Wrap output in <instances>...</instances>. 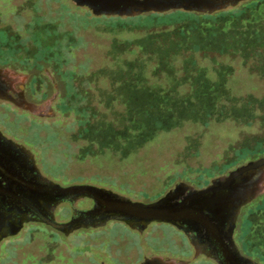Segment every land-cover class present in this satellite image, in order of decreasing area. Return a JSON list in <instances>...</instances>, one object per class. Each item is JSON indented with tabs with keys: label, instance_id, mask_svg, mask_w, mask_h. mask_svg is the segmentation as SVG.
I'll list each match as a JSON object with an SVG mask.
<instances>
[{
	"label": "rangeland",
	"instance_id": "374dc122",
	"mask_svg": "<svg viewBox=\"0 0 264 264\" xmlns=\"http://www.w3.org/2000/svg\"><path fill=\"white\" fill-rule=\"evenodd\" d=\"M212 16L174 17L158 27L156 19L96 16L72 0H0V65L29 76V99L54 100V115L42 118L0 101V127L29 144L47 177L93 182L134 199L163 194L179 181L206 184L264 155V0ZM103 107L115 122L106 121ZM169 108L175 127L156 134L155 127L168 124ZM194 126L217 130L203 136ZM128 127L142 130V137L126 134ZM240 222L243 248L264 263V193L243 206ZM36 229L29 225L2 242L0 264H39L36 249L64 264L102 257L124 264L132 239L140 254L185 250L164 224L153 223L141 235L117 222L110 230L64 239V252L50 249L53 241L42 242ZM105 233L129 239L100 257L95 238Z\"/></svg>",
	"mask_w": 264,
	"mask_h": 264
},
{
	"label": "flooded vegetation",
	"instance_id": "af4514ba",
	"mask_svg": "<svg viewBox=\"0 0 264 264\" xmlns=\"http://www.w3.org/2000/svg\"><path fill=\"white\" fill-rule=\"evenodd\" d=\"M241 2L243 1H240L237 5ZM237 5L230 6L236 7ZM215 12L195 13L214 14ZM0 69H10L18 73V76L2 80L0 84V101L14 105L22 112L36 118L46 116V112H49L50 108L53 110L54 100L51 99L50 107L39 113L18 106L17 101L21 97L36 105H43L48 100L37 102L29 99L28 94L30 91L28 88L30 87L28 81L30 78L27 74L3 65H0ZM55 88L57 89V87ZM261 157H264V155L248 160L246 163L234 167L227 174L217 176L206 184L194 186L191 183L179 181L163 194L153 195L151 198L134 199L130 196L131 194L126 193L124 190L107 188L93 182H60L47 177L39 167L35 153L29 144L16 139L0 127V247L2 242L18 236L29 225L35 226L36 230L43 235L42 242H46L47 239L53 241V243H49L51 244L50 249L62 252L61 243L64 242L63 240L70 239L75 234L98 233L102 230H110L113 224L119 222L124 224L133 234L143 235L145 232H149L150 225L155 223L170 226L174 232L178 233L180 236L179 242L183 244L185 252L181 251L180 255L170 254L165 256L153 254L150 251L140 254L138 249L140 245L137 244L135 239H132L129 247L131 250H127L128 252L124 253L122 259L124 264H145L148 260L156 258L174 260L176 261L175 264L178 263L177 261H181L182 264H191L200 258H204L206 264H223L221 262L226 257L233 264H264L243 248L242 240H246V234H242L244 229L243 224L240 222L243 206L262 194L237 209L232 201L229 202L232 197L230 194L234 193L236 186L246 182V175L238 176L229 185L222 187H217L214 183L217 179L228 176L230 172ZM78 185H90L104 189L114 195L112 196L114 199L118 197L121 200L126 199L145 204L169 197L174 206L183 208V211L176 219V224L153 221L146 226H141L135 222L133 223L134 220L131 224L115 216V212L112 211L113 203L104 198L103 195L93 197L67 192L59 188ZM207 189L211 190L206 193L202 192ZM240 191L239 188L236 193H240ZM227 195L226 200L228 202L224 200ZM220 198L223 200L222 203ZM95 239L100 240L94 246L95 251L102 257L115 244H117L116 246L121 243L127 244L129 238H123V235L120 234L117 237L107 239L105 233V235ZM105 240L109 242L108 245H105L108 249L101 245L102 243L105 244ZM35 254L37 258H40L39 264H64L52 260L50 254L45 255L38 249H36ZM102 258L100 260L94 259L90 264H110ZM81 260L82 258H80V262Z\"/></svg>",
	"mask_w": 264,
	"mask_h": 264
},
{
	"label": "water",
	"instance_id": "95a60500",
	"mask_svg": "<svg viewBox=\"0 0 264 264\" xmlns=\"http://www.w3.org/2000/svg\"><path fill=\"white\" fill-rule=\"evenodd\" d=\"M77 6L87 7L96 16H120V17H134L150 12L164 13L171 10H185L203 13H213L215 11L224 9L228 6H235L240 1L244 0H72ZM12 76H18L14 70L0 69V84L2 80L9 79ZM48 100L43 105H36L26 101L21 97L17 101V105L25 107L35 113L50 107ZM46 115L53 116L54 112L50 108ZM246 182L241 183L234 188V193L230 194L232 197L229 202L239 209L243 204L254 199L260 194L264 193V157L255 161H250L246 165L241 166L235 171L230 172V175L217 179L214 183L217 187L229 185L234 178L238 176H245ZM61 190L78 193L88 196H100L112 202V211L115 216L124 219L131 224L134 222L141 226H146L153 221H163L176 224V219L181 215L183 208L176 207L169 197H164L154 203L132 202L126 199H114L111 193L104 189H100L90 185H78L68 188L59 187ZM240 188V193H236ZM211 189L202 191L209 192ZM236 193V194H235ZM224 198V200H226ZM223 198V197H222ZM220 198L221 203L223 202ZM228 202V200H226ZM226 202V204H227ZM225 203V202H224ZM223 203V204H224ZM221 205V204H220ZM134 220V221H133ZM133 221V223H132ZM176 261L170 259L156 258L148 260L145 264H175ZM177 264H182L177 261ZM223 264H233L232 261L226 257L223 258Z\"/></svg>",
	"mask_w": 264,
	"mask_h": 264
},
{
	"label": "trees",
	"instance_id": "16d2710c",
	"mask_svg": "<svg viewBox=\"0 0 264 264\" xmlns=\"http://www.w3.org/2000/svg\"><path fill=\"white\" fill-rule=\"evenodd\" d=\"M213 14H204V16H198V14L197 13H195V12H189V11H184V10H172V11H168V12H164V13H158V12H151V13H146V14H142V15H139V16H134V17H128V18H126V17H120V16H111V17H113V18H116V19H118V20H123V19H132V20H157V25H159L158 27H161V25H163V23L164 24H166V23H168V20L169 19H171V18H181V17H185V18H187V17H192V18H194V19H200L201 17L202 18H207V19H209V18H212V19H214L215 17H213L212 16ZM103 17H105V15H103ZM106 18H109V17H107L106 16ZM59 22L61 23V22H63V20H62V17H61V19L59 20ZM62 24V23H61ZM34 28V27H33ZM165 32H170V30L169 31H167V30H164ZM163 31V32H164ZM172 31H174V30H172ZM185 31V30H184ZM34 32V34L36 35V37H38V35H39V33L38 32H35V31H33ZM155 33H157V32H155ZM159 33H162V32H159ZM138 35H140V36H138ZM143 35V33H138L137 34V36H136V38H139V37H141ZM133 37H135V34L133 35ZM125 40V39H124ZM123 40V41H124ZM63 42H65V41H62L61 43H59V42H56L55 44L57 45V43H59V44H63V45H65V43H63ZM54 44V45H55ZM53 45V46H54ZM52 46V47H53ZM47 51H50L51 50V46H47ZM136 50V49H135ZM4 59V57H2V56H0V61H4L3 60ZM131 61V60H130ZM5 62V61H4ZM156 63V62H155ZM154 63V64H155ZM209 110L210 109H212V108H215V106H208L207 107ZM167 116H166V118L165 119H167L166 121H168V124L165 126V127H159V128H156L155 127V130H153L154 132H156V134L158 133H162V132H170L171 131V129L173 128V127H175L174 125H170L171 123H172V121L174 120V118H175V112L171 109V108H169V109H167ZM158 114V117H162L161 115V113L159 112V113H157ZM177 116H180L179 117V119L181 118V116H182V114H177ZM103 117L104 118H106V121H108V122H115V117L113 116V113H112V111H107V109L106 108H104L103 107ZM210 119H209V121H208V123L207 124H205L203 127L205 128V127H208V126H210V124H211V122L213 121V118L212 117H209ZM162 119V118H161ZM176 121V120H175ZM179 120H177V122H178ZM195 124H197V123H195ZM198 126H199V124H197ZM192 127V125H190V127L189 128H191ZM197 130H198V132L199 133H201L203 136H204V134L206 133V132H212V133H214L215 134V131L217 130V129H210V127H209V129L207 130V131H205L204 130V128L202 127V128H200V127H197V126H194ZM179 131V133L178 134H180V133H182L183 131H181V129H179L178 127H176ZM123 131H124V128L122 129ZM175 132H177V130L175 131ZM123 133V135H124V132H122ZM125 133L127 134V133H129V134H132L133 136H136V137H142V134L144 133L142 130H139V128H131V127H128V129L125 131ZM203 138V137H202ZM217 139H219V137L217 138ZM220 140V139H219ZM108 150H110V152L109 153H112V148L111 147H109L108 148ZM125 157V156H124ZM123 157V158H124ZM112 159V158H111ZM125 160V159H124ZM262 261H264V260H262Z\"/></svg>",
	"mask_w": 264,
	"mask_h": 264
}]
</instances>
